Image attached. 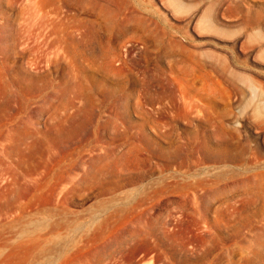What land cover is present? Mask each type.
I'll return each mask as SVG.
<instances>
[{
	"label": "rangeland",
	"instance_id": "obj_1",
	"mask_svg": "<svg viewBox=\"0 0 264 264\" xmlns=\"http://www.w3.org/2000/svg\"><path fill=\"white\" fill-rule=\"evenodd\" d=\"M0 264H264V0H0Z\"/></svg>",
	"mask_w": 264,
	"mask_h": 264
}]
</instances>
